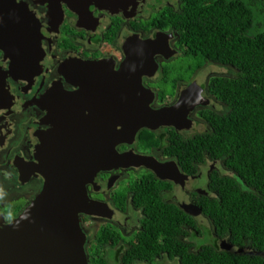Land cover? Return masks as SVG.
<instances>
[{
    "label": "flooded vegetation",
    "instance_id": "obj_1",
    "mask_svg": "<svg viewBox=\"0 0 264 264\" xmlns=\"http://www.w3.org/2000/svg\"><path fill=\"white\" fill-rule=\"evenodd\" d=\"M17 1L37 18L39 46L35 63L13 77L6 74L11 60L0 49V73H5L14 101L0 108L3 222L8 223L7 213L15 212L12 219L17 217L43 188L38 148L50 135L55 109L59 123L71 117L75 121L80 114L76 123L89 126L93 109H106V116H113V108L146 99L152 112L161 111L163 124L143 127L132 139L115 145L116 153L124 155L123 165L99 169L86 184L92 207L90 213L79 214V223L89 264H95L97 253L105 264H211L203 256L207 252H213L219 264H229L225 257L229 253L264 257V250L252 239L225 225L215 226L209 213L222 204L224 177L245 192L256 187L228 168L223 154L204 152L200 160L187 164L176 153L177 141L215 132L210 119L230 113L216 89L221 80L237 75L233 66L186 55L175 20L184 0ZM151 48L152 57L142 60V53ZM123 69L139 77L136 83L142 87H126ZM183 94L188 95V107L178 105ZM148 184L157 200L185 215L179 221V234L170 238L196 258L194 263H183L174 249L156 252L151 238L157 237L146 239L151 217L142 190Z\"/></svg>",
    "mask_w": 264,
    "mask_h": 264
},
{
    "label": "trees",
    "instance_id": "obj_2",
    "mask_svg": "<svg viewBox=\"0 0 264 264\" xmlns=\"http://www.w3.org/2000/svg\"><path fill=\"white\" fill-rule=\"evenodd\" d=\"M175 20L187 56L237 70L236 78L221 80L216 89L230 113L223 119L217 115L210 119L215 132L177 141L176 153L187 164L200 160L204 152L223 154L225 165L256 187L254 192H245L224 177L222 204L211 207L209 213L215 226L242 233L264 250V0H184ZM142 196L151 217L145 226L146 239L158 238H151L156 241V252L174 249L183 263H194L196 258L170 238L180 232L182 211L157 200L149 184L143 186ZM205 255L211 264H219L213 252ZM95 257V264H105L100 253ZM225 257L229 264H264V257L231 253Z\"/></svg>",
    "mask_w": 264,
    "mask_h": 264
},
{
    "label": "water",
    "instance_id": "obj_3",
    "mask_svg": "<svg viewBox=\"0 0 264 264\" xmlns=\"http://www.w3.org/2000/svg\"><path fill=\"white\" fill-rule=\"evenodd\" d=\"M36 23V16L23 3L0 0V49L11 60L7 75L13 77L14 72L35 63L39 46ZM153 53L152 48L142 53V60H149ZM129 70L123 69L126 87L141 88L136 83L139 77L129 75ZM4 77L5 73H0V108L14 102ZM186 96H181L179 106L186 102ZM118 107L113 108V116H106V109L91 110L93 123L89 126L76 123L82 119L80 114L75 121L71 117L59 123V111L54 110L53 128L38 148L43 188L11 223L3 222L0 211V264H89L79 223V214L90 213L92 207L86 184L99 169L123 165L124 155L116 153L115 145L132 139L143 127L153 129L163 124L161 111L152 112L146 99L138 104L129 100L127 105ZM152 169L159 173L157 166L152 165Z\"/></svg>",
    "mask_w": 264,
    "mask_h": 264
},
{
    "label": "clouds",
    "instance_id": "obj_4",
    "mask_svg": "<svg viewBox=\"0 0 264 264\" xmlns=\"http://www.w3.org/2000/svg\"><path fill=\"white\" fill-rule=\"evenodd\" d=\"M14 215H15V212L7 213V214L5 215V220H6V222L11 223V220H12V218H13Z\"/></svg>",
    "mask_w": 264,
    "mask_h": 264
},
{
    "label": "bare ground",
    "instance_id": "obj_5",
    "mask_svg": "<svg viewBox=\"0 0 264 264\" xmlns=\"http://www.w3.org/2000/svg\"><path fill=\"white\" fill-rule=\"evenodd\" d=\"M186 102H188V101H186ZM186 102H184L182 106L188 107ZM184 107H183V109H184Z\"/></svg>",
    "mask_w": 264,
    "mask_h": 264
},
{
    "label": "rangeland",
    "instance_id": "obj_6",
    "mask_svg": "<svg viewBox=\"0 0 264 264\" xmlns=\"http://www.w3.org/2000/svg\"><path fill=\"white\" fill-rule=\"evenodd\" d=\"M258 19V18H257ZM9 207V206H8Z\"/></svg>",
    "mask_w": 264,
    "mask_h": 264
}]
</instances>
